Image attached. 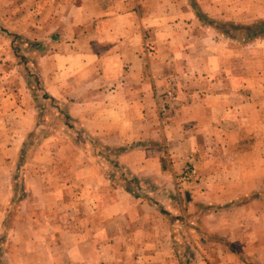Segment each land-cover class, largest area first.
I'll use <instances>...</instances> for the list:
<instances>
[{
  "label": "rangeland",
  "instance_id": "obj_1",
  "mask_svg": "<svg viewBox=\"0 0 264 264\" xmlns=\"http://www.w3.org/2000/svg\"><path fill=\"white\" fill-rule=\"evenodd\" d=\"M133 9L145 26L138 52L151 66L162 112L175 102L232 107L225 122L224 109L200 112L201 136L188 145L202 146L198 156L165 155L167 171L155 183L151 172L136 175L119 164L124 149L89 134L79 111L68 108L72 94L54 95L52 87L70 74L65 55L84 48L75 40L94 36L96 21L103 29L102 11ZM163 33L171 36L164 43ZM163 58L166 70L156 67ZM132 196L141 205L160 203L167 215L181 202L184 221L258 205L264 243V0H0V264H147L142 236L126 219L142 213L126 203Z\"/></svg>",
  "mask_w": 264,
  "mask_h": 264
},
{
  "label": "crops",
  "instance_id": "obj_2",
  "mask_svg": "<svg viewBox=\"0 0 264 264\" xmlns=\"http://www.w3.org/2000/svg\"><path fill=\"white\" fill-rule=\"evenodd\" d=\"M99 16L108 17L103 29H97L99 22L96 21L92 30L94 36L75 40L84 48L79 53L70 51L65 55H70V74L64 75L62 84H52V87L58 86L56 94V89L52 90V87L47 90L54 95L72 94V99L66 97L64 100L70 99L72 102L68 108L79 111L82 127L107 147L124 149L117 154L119 164L132 174L151 172L155 183V177L167 171L161 161L165 155L182 158L198 156L197 152L202 149L199 143L190 151L189 148L201 136L196 128L200 112L224 109L228 111L223 116L225 122V119H230L231 103L210 107V103L200 101L175 102L172 112H162L151 81L154 78L151 66L145 65L146 59L138 52L145 26L135 21V10L121 16L102 11ZM149 28L146 27L147 30ZM163 35L162 43L171 37L170 33ZM158 60L160 63L156 67L166 70V58ZM67 62L65 59L64 67ZM203 71L205 74L211 71L205 61ZM236 106L233 110L238 109ZM188 113L190 117H186ZM201 134L204 133L201 131ZM168 140L172 142L168 143ZM132 144L135 146L126 149ZM171 150L176 153H170ZM198 186L194 184L195 188ZM194 194L197 193H191ZM126 203L135 205L136 210L141 208L140 217L135 218L128 207L126 219L130 225L134 224L132 230L136 231L137 238L142 236L144 243L139 247L140 254L150 257L147 264H182L183 257L189 255L214 256L216 264H264V243L258 244V205L233 204L225 209L202 211L203 214L197 218L184 221L181 202L172 204L174 215L162 211L160 203L144 202L141 205L134 196ZM112 205L118 207V202L113 201ZM179 208L181 216L177 215ZM204 231L216 236V241L203 237Z\"/></svg>",
  "mask_w": 264,
  "mask_h": 264
}]
</instances>
